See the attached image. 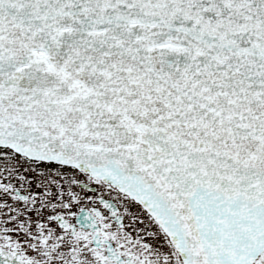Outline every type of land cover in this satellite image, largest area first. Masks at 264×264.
Returning a JSON list of instances; mask_svg holds the SVG:
<instances>
[{"label": "snow or ice", "instance_id": "1", "mask_svg": "<svg viewBox=\"0 0 264 264\" xmlns=\"http://www.w3.org/2000/svg\"><path fill=\"white\" fill-rule=\"evenodd\" d=\"M0 264H264V0H0Z\"/></svg>", "mask_w": 264, "mask_h": 264}]
</instances>
